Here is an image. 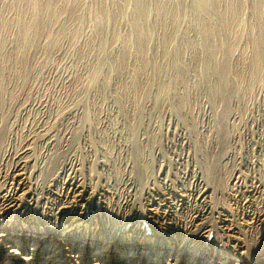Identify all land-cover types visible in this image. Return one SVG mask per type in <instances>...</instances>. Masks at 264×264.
<instances>
[{"label":"bare ground","instance_id":"obj_1","mask_svg":"<svg viewBox=\"0 0 264 264\" xmlns=\"http://www.w3.org/2000/svg\"><path fill=\"white\" fill-rule=\"evenodd\" d=\"M153 1L152 5L148 0H129L132 5L128 24L131 32H129L132 33L130 37L137 45L136 50L141 67L144 69L147 64L146 48L152 36L149 28L150 16L152 14L155 16L153 23L156 27L159 24L166 27L168 21L175 24L179 15L189 14L188 16L191 15L194 21V31L202 37L201 41H203H200L202 47L196 42L194 48H197V51L204 50L206 57L204 61L211 66L209 70L207 69V75L217 79L218 90L227 89L230 85L227 79L228 65L233 51L227 47L230 45L225 46L221 43L227 48L224 50L223 60L218 64L216 56L218 51L223 50V46L215 44L214 37H225L240 28L239 22H242L244 2L242 0H190L191 5L186 9L187 11L183 12L184 9L178 6L182 4L179 1L175 7H173L176 5L175 0ZM85 2L87 1L8 0L7 13H15L11 11L12 9H18L17 13L19 11L15 24L20 39L17 38L12 47L14 61L20 62V67L28 73H33L34 71L31 70L33 66L28 67L24 62L27 56L24 53L25 50L23 51L24 46L21 47L24 43L21 42L26 41L25 45L27 44L28 49L39 37L44 38L43 40L48 44L54 45L55 36L50 37L51 30H45V25L47 24L48 28L54 26L57 21L61 28L66 25V34H74L77 31L75 24L82 20L84 12L92 11L93 13L92 9L85 7ZM261 3L262 0H254L252 10L258 24L262 25L264 11ZM98 10V14L96 13L94 17L95 24L105 19V9L100 7ZM119 10L121 13L122 9ZM185 13L188 14L185 15ZM118 16L121 15L118 14ZM67 17H69L68 23H66ZM6 18L2 24L4 27L11 24L9 18ZM61 28L62 31L63 28ZM127 39L121 41L124 43L122 54L126 56L131 49L130 40ZM5 40L2 38L0 41L1 56L7 52ZM224 40L222 39V42ZM253 40V47H255L252 58L253 70H264V30L259 31ZM59 43L61 42L58 41L55 44L56 47L61 45ZM20 50L23 51L22 55ZM33 65L35 67V64ZM5 66H1L0 71V122L2 123H0V264H184L182 257L188 259L185 264H264V205L255 204L256 208L251 214L243 212L252 206L255 196L260 195L261 199L264 198V176L260 178L261 181L258 179V182H250L232 173L226 178L222 176L224 180L218 177L217 181L223 184L215 185L213 182L215 178L209 179L207 175L202 176L203 173L196 175L189 169V171L182 169L172 175L168 167L175 163L163 166L161 160L157 161L156 156H154L155 162L159 163V168L155 172H148L153 162L150 163L151 161L143 158L139 149L141 145L139 136L136 137L134 144L127 145L124 141L119 145V148L123 147L126 150L131 148L133 154L140 152L139 156L131 159L132 161H124V168L119 166L120 163H117L119 161L111 156L112 151L107 150V145L99 142L97 146L100 147V157L97 160L93 158L92 161L86 159L85 164L89 166L85 171L86 168L82 169L79 161L74 160V157L71 159L68 156L69 153L67 154L74 148L70 138L56 141L48 137L45 146L41 147L47 154L40 156L42 158L40 161L39 154L37 157L32 156L36 143L33 137H36L39 134L37 132L45 127L44 120L42 124L30 123V134L23 143L16 146L5 143L8 128L6 129L7 122H5L4 114L7 110L25 113L33 105L22 103L15 92L16 88L8 89L6 85L9 76ZM36 69L34 74L37 72ZM183 70L179 74L182 85L186 83ZM5 72L7 74H4ZM16 77L20 79L22 76L17 74ZM218 98L223 99V97ZM10 102H15L16 108L10 107L12 105ZM179 102L183 103V99L180 98ZM35 106L37 111L40 107H46L39 101L32 107ZM94 126L97 128L98 124ZM174 133H176L175 130L171 134L177 140L178 136ZM71 135L75 137L74 132ZM147 138L149 146L154 145L155 137L150 134ZM89 148L86 144L81 146L84 152H88ZM126 150L124 152H127ZM118 155L117 159L120 157ZM262 156L264 158V153ZM179 165L181 164L176 162V166L179 167ZM92 166L99 167L101 173L104 172L97 182L92 176ZM202 166L206 171V164ZM109 169L113 173L107 176L105 172ZM8 180L15 182L18 192L1 196V190L5 186L3 184ZM174 184L180 187L175 188ZM18 193L21 194L18 195ZM219 198L234 202L239 208L237 209L239 215H234L230 208L225 209L221 203L219 205L216 202H219ZM25 199L30 200L26 202ZM235 219H241L245 225H239ZM255 229L258 230V234L254 242L252 241V246H249L246 244V232ZM222 251L227 256V258L224 257L225 261L220 260ZM233 260L236 263H232Z\"/></svg>","mask_w":264,"mask_h":264},{"label":"rangeland","instance_id":"obj_2","mask_svg":"<svg viewBox=\"0 0 264 264\" xmlns=\"http://www.w3.org/2000/svg\"><path fill=\"white\" fill-rule=\"evenodd\" d=\"M85 1H87L85 7L92 9L93 13H91L92 11L84 12L82 20L75 24L77 31L74 34H66V25L62 29L57 21L55 23L57 25L54 24L48 28V25H45V30H51L50 37L55 36L54 45L53 43L48 44L44 38L43 40L39 37L28 49L27 44L25 45L26 41L21 42L24 43L21 47L24 46L23 51L25 50L24 53L27 56V60L24 62L28 67L29 65L33 66L31 70L34 72L37 68L36 75L34 72L28 73L20 67V62L14 61V52L12 53L14 48L12 47L15 45V40L20 39L15 24L19 17V11L17 13L18 9H10L15 13H7L8 0L7 2L0 0V41L2 38L6 39L4 45L7 50L6 54L0 55V71L6 65L8 74L6 72L4 74L9 76L6 86L8 89L16 88L15 92L25 105L32 103L34 106V103L38 101L46 105L45 108L40 107L38 111L36 106H31L30 110L25 113H17L18 111L15 112V110L4 112L6 114V116L4 114L5 122H7L6 129H9L6 132L5 143L10 146L23 143V140L30 134V123L33 125L36 122L42 124L44 120L45 127H42L40 132H37L39 134L33 137L37 144L35 143L32 156L37 157L39 154L40 161L42 160L40 156L44 153L47 154L41 147L45 146L48 137L56 141L70 138L74 145L72 148H74L67 154L69 153L68 156L71 159L75 158L74 160L79 161L82 169L86 168L85 171L89 166L85 164L86 159L94 160L93 158H95L97 160L100 157V147L97 146L99 142L107 145V150L112 151L111 156L119 161L117 162L120 163L119 166L124 168V161H132L131 159L139 156L140 152L133 154L131 148L126 150L123 147L119 148V145L124 141L127 145L134 144L136 137L139 136L138 139L141 143L139 149L143 158L151 161L150 163H155V166L152 164L153 168L152 166L148 168V172L158 170L159 163L155 162L157 158L158 162L161 160L163 166L175 163L168 167V171L172 175L182 169H187L196 175L203 173L202 176L207 175L209 179L215 178L214 181L211 180L215 185L223 184L217 181L218 177L225 176L224 178H226L232 173L239 175L245 181L258 182L264 176V158L262 156L264 153V70L254 71L252 58L255 48L253 39L259 34V31L264 30V23L258 24L253 15L252 3L254 0H242L244 13L241 14L242 22H239L240 28L236 30L237 32L227 33L228 35L225 37H214L215 44L230 45L227 47L233 51V53L231 52L232 57L229 59L227 75L230 85L223 91L218 90L217 79L207 75V69L209 70L211 66L207 64V61H204L206 60L204 50L197 51V48H194L196 42L202 47L201 42L203 41H201L202 37L194 31V21L190 17L191 15L188 16V13H185V15L188 14L187 17L183 16L184 13L179 15L175 24L168 21L166 27L160 24L156 27L153 23L155 16L153 14L150 16L151 27L149 26V28L152 36L151 41L147 44V64L143 69L137 54V45L130 37L132 33L130 34L131 29L128 24L132 5L129 0ZM178 1L182 4L178 5ZM191 1L175 0L176 5L173 7L181 6L184 12L191 5ZM148 2L152 4L154 1L148 0ZM100 7L105 9V19L95 24L94 17L96 13L98 14ZM261 7L264 11L263 0ZM119 9H122L121 13ZM123 10L125 11L123 12ZM6 17L9 18L11 24L4 27L2 24ZM67 18L66 23L69 22V17ZM181 21L182 23H180ZM59 34L62 38L57 36ZM232 34L233 36H231ZM126 39L130 40L131 49L127 56L123 53L125 57L122 54L124 43L121 41ZM58 41L61 42L59 43L61 45L57 48L55 44ZM227 47L223 46V50L218 51V56H216L218 64L223 60L224 50ZM204 57L205 59H203ZM181 70L185 72L186 76V83L183 84L186 85L185 87L179 78ZM16 73L22 77L18 79ZM16 93L15 95H17ZM218 97H223V99ZM180 98L183 99V103L179 102ZM10 103H12L10 107L16 108L15 102ZM96 123L98 124L97 128L94 126ZM173 129L176 131L174 134L178 136L177 140L172 136L173 133L171 134ZM132 131L133 133H130ZM73 132L74 138L71 135ZM149 133L155 137L152 146H149L148 143ZM82 144L89 145L88 152L81 149ZM117 155L120 156L118 159ZM33 157L32 159L37 163ZM176 162L181 165L177 167ZM203 164H206V171ZM92 172L95 182L99 181V177L104 173H101V169L96 166H92ZM107 172H105L107 176L113 173L111 169ZM3 185L5 186L1 190V196L18 192V186L14 181L8 180ZM176 187L180 186L177 184ZM20 194L18 193V195ZM257 196L252 201V206L245 209L244 213L251 214L256 205H264V198L261 199L260 195ZM30 199H25V201L29 202ZM225 201L220 199L219 202H216L221 203V206H225L224 208L227 210L230 208L229 210L238 216L237 205L234 202ZM235 220L239 225H245L241 219H239L240 221ZM257 231L255 229L246 232V244L252 246L254 238L258 234ZM224 257L227 258L222 251L220 260L225 261ZM182 261L185 264L188 261L187 257H182ZM232 263H236V261L233 260Z\"/></svg>","mask_w":264,"mask_h":264}]
</instances>
